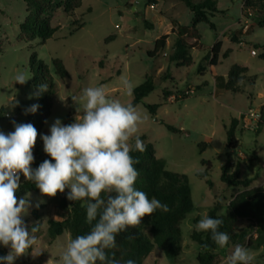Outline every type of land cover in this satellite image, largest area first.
<instances>
[{"label":"rangeland","instance_id":"obj_1","mask_svg":"<svg viewBox=\"0 0 264 264\" xmlns=\"http://www.w3.org/2000/svg\"><path fill=\"white\" fill-rule=\"evenodd\" d=\"M247 1L218 0V11L210 17L215 30L204 23L198 25L202 36L198 42L200 49L192 52L191 66L179 68L170 60L175 43L173 22L190 26L193 14L178 0H158L156 5H149L147 0H82L74 15L57 10L51 24L59 30L45 43L39 39L28 43L20 39L21 25L28 16L25 1L0 0V131L5 134L14 131L12 121L26 123L30 113L25 114V109L38 103L32 66L38 69L39 62L47 66L44 80L53 88L49 114L43 123L47 131L43 135H50V127L57 118L64 124L71 116L75 122L80 113L71 97L81 96L83 89L103 86L109 98L128 104L133 100L134 90L147 78L152 80L154 91L137 106L147 117L139 125L137 135L146 137L153 145L167 170L188 177L194 208L181 225L182 239L176 257H169L167 249H155L144 264H198L201 247L192 239L193 233L198 232L195 225L217 203L223 205L224 214V205L243 191L221 182L225 164L231 171L238 169L243 179L253 180L251 188L264 190V28L253 26L246 18ZM81 24L83 27L73 32ZM163 35L169 36L166 48L150 58L148 52L154 50L156 40ZM110 38L115 39L108 42ZM217 42H221L219 60L212 67L209 55ZM55 59L63 62L68 72L65 79L56 74ZM234 65L246 67L248 75L255 78L253 87L245 83L243 94H232L215 85V76L226 77ZM19 73L29 79L26 84L14 82ZM123 79L132 84L131 95L124 88ZM165 92L173 94L166 101ZM30 93L34 94L31 99ZM184 93L189 97L176 102L175 96ZM145 104L160 107L151 115ZM232 119L239 120L236 134L241 145L236 150L226 147V130ZM166 125L180 132H170ZM42 136H37L33 148L32 169L46 159L51 160L43 150ZM134 143L133 138L130 144ZM69 191L66 188L55 197L35 191L18 196H27L32 205L23 217L29 233L33 226H40L34 245L35 252L40 254L33 256V249L29 248L14 264H57L70 235L65 232L49 244L47 232L50 221L64 219L59 203L63 199L68 206L76 202L67 199ZM40 201L43 203L36 207ZM239 228L235 231L239 232ZM242 246L254 255L253 264H264V248ZM234 247L218 246L216 264H226ZM2 248L9 253L10 248L0 245Z\"/></svg>","mask_w":264,"mask_h":264},{"label":"clouds","instance_id":"obj_2","mask_svg":"<svg viewBox=\"0 0 264 264\" xmlns=\"http://www.w3.org/2000/svg\"><path fill=\"white\" fill-rule=\"evenodd\" d=\"M29 79L19 73L14 82L21 85ZM129 95L132 84L122 80ZM47 84L38 86L35 93L47 91ZM34 94H29V99ZM77 105L75 122L64 125L57 118L50 127V135H43V150L51 157L38 168L32 169L33 148L37 141V129L31 123L12 121L14 131H0V245L10 248L7 255L0 256V264H14L29 248L35 252V233L39 225L29 233L23 217L32 206L28 197L16 196L20 187V174L34 181L42 195L55 197L68 188L67 199L83 201L86 222L96 221L90 232L70 239L57 264H121L108 250L115 249L116 236L142 223L157 209L167 212L166 204L135 187L139 171L138 163L130 154L133 147L143 152L145 145L137 135L139 125L147 117L131 103L123 104L109 98L103 86L83 89L82 95L72 96ZM82 113H81V102ZM39 108L33 104L25 114L35 113ZM134 138V146L130 141ZM54 161V163L52 162ZM104 194H107L106 196ZM30 195V194H29ZM43 203L40 201L36 204ZM223 220L203 215L195 225L198 232H210L212 241L224 248L230 241L227 232L220 231ZM207 249L208 244L202 245ZM254 255L244 246L237 244L226 259V264H253ZM124 264H135L127 260Z\"/></svg>","mask_w":264,"mask_h":264},{"label":"trees","instance_id":"obj_3","mask_svg":"<svg viewBox=\"0 0 264 264\" xmlns=\"http://www.w3.org/2000/svg\"><path fill=\"white\" fill-rule=\"evenodd\" d=\"M28 6V16L21 25L20 39L24 42H33L39 39L42 43L52 39L58 32L59 27L51 24V19L57 10L62 9L67 14L74 15L82 6V0H23ZM185 4L193 14L192 25L183 26L173 22L172 34L175 35L174 51L170 57L172 63H177L178 67H189L193 63L192 52L199 50L201 34L197 27L199 24H207L211 30H215V24L210 21L217 13L218 0H178ZM149 5H156L158 0H147ZM246 18L251 20L253 26L264 28V0H248L244 5ZM83 27L79 25L73 32H77ZM152 27L149 26V29ZM169 36L163 35L156 40L154 50L148 52L150 58H154L167 45ZM115 38L108 39V42ZM193 40L189 43L187 40ZM221 42H217L210 51V66L218 65ZM230 53V52H228ZM36 56L33 57V59ZM225 58H228L225 54ZM264 59V55H263ZM56 74L65 79L68 72L59 59L53 60ZM38 69L32 66L34 74V84L38 91V86L47 84V91L39 94V108L35 113H30L26 123H31L37 129L38 136H42L47 130L43 129L44 118L48 116L50 104L53 97V88L50 82L44 80V73L48 68L42 62L38 63ZM249 70L246 67L234 65L228 75L215 76V85L218 89L225 90L232 94H243L245 83L249 82L250 87L255 84V78L248 75ZM155 89L150 78L134 90V97L131 102L134 106L143 103V100L149 96ZM173 96L169 92L164 93L165 101ZM187 94L175 96V101L187 99ZM160 105L145 104V108L151 115H155ZM73 123L71 116L68 117L64 125ZM239 120L232 119L230 127L226 130V147L229 150H236L240 147V140L237 137ZM261 126V125H259ZM167 129L173 133L180 131L171 125H166ZM260 131L257 132L259 135ZM144 145L143 152L133 151L130 153L138 163L134 165L139 171V177L135 187L144 191L149 199L155 197L162 204H166L168 211L157 209L151 216H145L142 223L136 227H128L126 231L116 236L117 247L108 250L109 255L114 252L115 258L124 264L131 259L135 264H144L145 260L153 253L155 249H167L169 257H176L177 245L181 242V225L187 216L193 211V202L189 180L186 175L173 173L167 170L165 162L156 156V151L151 143L144 136L139 137ZM204 150H202L203 152ZM203 165L210 166V163L203 162ZM20 187L16 196L35 191L41 193L35 182L24 180L23 174H20ZM221 182L228 188H242L243 191L234 195L222 214L223 205L215 204L208 216L223 220L220 231L227 232L230 236L228 245H246L250 249L264 248V190L260 188H251L253 180L243 179L239 170L231 171L228 164L222 167ZM210 184V182H209ZM105 196L107 194H104ZM83 201H76L70 206L66 204L65 199L59 203L64 219L61 222L50 221L47 232L49 244H53L65 232L69 233L70 239L78 235H85L90 232L96 221L92 224L86 222V208L82 207ZM244 222L247 226H244ZM240 227L239 232L235 229ZM193 241L201 247V252L197 257L198 264H216L217 254L215 251L218 246L212 241L210 232H195L192 235ZM208 244L207 249L202 245ZM5 248L0 249V256L7 255Z\"/></svg>","mask_w":264,"mask_h":264},{"label":"built area","instance_id":"obj_4","mask_svg":"<svg viewBox=\"0 0 264 264\" xmlns=\"http://www.w3.org/2000/svg\"><path fill=\"white\" fill-rule=\"evenodd\" d=\"M252 54H253V55H256V51H255V50H253V51H252Z\"/></svg>","mask_w":264,"mask_h":264}]
</instances>
